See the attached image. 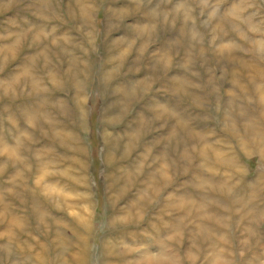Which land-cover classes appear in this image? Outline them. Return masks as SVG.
I'll use <instances>...</instances> for the list:
<instances>
[{
  "label": "rangeland",
  "instance_id": "rangeland-1",
  "mask_svg": "<svg viewBox=\"0 0 264 264\" xmlns=\"http://www.w3.org/2000/svg\"><path fill=\"white\" fill-rule=\"evenodd\" d=\"M81 1L0 0V264H264V0Z\"/></svg>",
  "mask_w": 264,
  "mask_h": 264
},
{
  "label": "bare ground",
  "instance_id": "bare-ground-1",
  "mask_svg": "<svg viewBox=\"0 0 264 264\" xmlns=\"http://www.w3.org/2000/svg\"><path fill=\"white\" fill-rule=\"evenodd\" d=\"M78 1V0H77ZM2 2V1H1ZM80 3H82V1L80 0ZM7 5V4H6ZM235 5V4H234ZM2 5H0V7H1ZM177 7V6H176ZM123 9V8H122ZM83 14H85V9H83ZM165 14V13H164ZM249 18V17H248ZM248 22H249V20H247ZM143 24V23H142ZM145 24V23H144ZM250 25H252L253 26V24H252V22H251V24ZM259 44H260V46L262 47V50L264 51V41H259ZM226 45V47H227V49H228V47L229 48H231V44L230 43H226L225 44ZM9 47H10V45H9ZM9 47H7V48H9ZM0 49H3L2 47H0ZM6 49V48H5ZM4 49V50H5ZM118 56H120V55H118ZM259 66V65H258ZM259 68V70H257L256 71V73H258L259 74V76H261V77H264V69H261L260 68V66L258 67ZM249 69H251L250 67H249ZM15 78V77H14ZM176 80L177 81H179L180 83H185L186 82V80L183 78V77H178V76H176ZM254 88L258 91V93L260 94V96H261V98H260V101H261V103L263 104V106H264V82H262V84L261 85H259V84H255L254 85ZM128 91H130L131 93H129V94H132V93H134L135 91H136V86L135 87H130L129 89H127ZM237 98H238V110H239V112H244L242 115H245V118H244V122H241V126L242 127H245L244 129H246V132H248V129L249 128H252L253 129V132H254V134L252 133V132H248V133H250L251 134V136L253 137V142L254 141H256L258 144V148H259V151H260V153L263 155V157H264V132H263V130L261 129V127H260V125L259 124H255V123H253L252 122V120H253V118H255L253 115H251L248 111H247V108L246 107H244V104L246 103V102H250V98H249V96L248 95H244L243 93H242V95L240 96L239 94L237 95ZM242 102H243V104H242ZM60 104L61 103H58V105L60 106ZM261 115H264V112H261L260 113ZM258 115V114H257ZM47 118H48V116H46ZM260 117V116H259ZM31 118H32V125H36V123H37V121H36V117L34 116V115H32L31 116ZM188 118H189V116H187V119H185V121L187 122V125H189L188 123H189V121H188ZM236 123V122H235ZM186 130L188 131V134L187 135H191V133L193 132V130L191 129V128H189V126H187L186 127ZM237 133V132H236ZM238 133H239V131H238ZM241 133V132H240ZM243 136V135H242ZM255 143V142H254ZM246 145V144H245ZM214 151H215V153H216V155L217 156H219V155H223V154H219V152H220V150H218V149H213ZM43 161H44V163H45V165H46V167H48L47 166V164H49V162H46V160L44 159V158H42V157H40ZM51 165H53V164H51ZM189 166V165H188ZM185 169H187V166L185 165ZM165 174H164V170L162 171V174H161V176H164ZM77 180H79V179H77ZM264 179H259V181H263ZM151 184L152 185H154L155 183L153 182V181H151ZM223 185H225V184H223ZM248 185L250 186V188L252 189V191H251V194L253 195L255 192H256V190H255V183L254 182H252V181H250V182H248ZM217 186L218 187H221L222 186V183L221 182H217ZM154 189H158V187H154ZM55 190H58L59 192H61V193H65L67 196H73L72 195V193H66V191L63 189V188H60V187H55ZM261 190V189H260ZM259 190V191H260ZM229 193L231 194V195H233L236 199H238L239 198V196H240V194L241 193H235L233 190H232V188L230 187V189H229ZM185 194V193H184ZM187 195V194H186ZM174 196V195H173ZM241 196H242V194H241ZM251 196V195H250ZM188 197L189 196H185V195H182V196H179V204H182V203H185V202H189V199H188ZM233 197V198H234ZM174 198H175V196H174ZM173 198V199H174ZM245 199H247V198H245ZM195 203V201H192V204H194ZM175 203L174 202H172V203H170L169 205H174ZM38 209H39V207H38ZM42 215V217L44 218L46 215H47V212L46 211H40L39 210V213H38V215ZM120 218H122V217H120ZM169 222V221H168ZM175 222V221H174ZM168 224H171V223H168ZM174 224V223H173ZM180 224V223H179ZM156 227V226H155ZM173 227H174V225H173ZM176 227H177V230L178 231H181V225H176ZM176 230V231H177ZM173 231H175V230H173ZM260 231V230H259ZM254 232V231H253ZM170 238V237H169ZM164 242V241H163ZM160 247L162 248L161 249V251L159 250V252H155V251H150V250H148V249H145V251H143V252H141V254H140V260L141 261H143V262H145V264H154V263H158V264H163V262L164 261H170V262H172V261H178V259H179V255L177 254V252L175 251V252H173V253H170V251H168V249H170L169 247H167L166 246V244H161L160 245ZM216 251V250H215ZM214 255L215 256H217L218 257V255H217V252H214ZM191 256V255H190ZM188 257V256H187ZM186 258V257H185ZM179 262V261H178Z\"/></svg>",
  "mask_w": 264,
  "mask_h": 264
}]
</instances>
